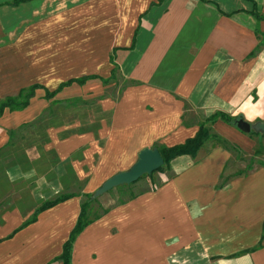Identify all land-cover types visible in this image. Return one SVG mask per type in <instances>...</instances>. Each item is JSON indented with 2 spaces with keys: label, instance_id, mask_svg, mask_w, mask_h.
Masks as SVG:
<instances>
[{
  "label": "crops",
  "instance_id": "1",
  "mask_svg": "<svg viewBox=\"0 0 264 264\" xmlns=\"http://www.w3.org/2000/svg\"><path fill=\"white\" fill-rule=\"evenodd\" d=\"M257 14H264V0H0V100L38 83L7 91L8 67L26 49L51 45L53 34L76 28L89 49L102 51L108 75L71 76L52 89L38 84L52 91L91 74L99 78L83 85L108 84L111 79L104 83L100 77L108 78L113 67L127 79L116 98L99 102L111 111L109 124L100 133L83 134L81 147L90 149L83 160L70 159L80 181L90 177L84 164L95 177H110L127 169L143 147L194 136L214 112L250 123L264 120V37L256 33L264 34V18ZM83 85L72 83L51 99L38 88L24 109H5L0 147L13 127L35 113L33 101L55 102ZM207 125L245 156L262 142L257 156L264 162L263 135L251 136L221 119ZM210 142L193 156L173 158L150 188L136 181L143 187L133 197L106 208L77 235L71 264H264V165L235 174L233 151ZM88 151L94 161L88 162ZM81 202L74 196L44 210L12 237L1 225L0 264H62L54 258Z\"/></svg>",
  "mask_w": 264,
  "mask_h": 264
},
{
  "label": "rangeland",
  "instance_id": "2",
  "mask_svg": "<svg viewBox=\"0 0 264 264\" xmlns=\"http://www.w3.org/2000/svg\"><path fill=\"white\" fill-rule=\"evenodd\" d=\"M74 30L76 28L66 34H53L51 45L40 43V48L26 49L25 57H21L20 61L13 60L15 63L8 67L10 80L5 83L7 91L14 92L21 86L35 82L52 89L61 80L85 73L107 76L109 69L101 61L102 51L89 49L88 43L82 40L83 35L75 34ZM68 37L72 38L73 43L67 42ZM127 84V79L118 70L108 84L93 80L83 86L71 87L59 96L58 101L32 102L30 110L35 113L29 120L13 127L9 131V140L0 147V226H8L12 231L30 216L37 205L60 193L79 192L77 198L81 202L85 200L83 191L90 187L92 198L88 212L93 216L129 200L143 187L133 182L93 196V192L109 176L95 177L89 166L84 164L82 168L86 170L85 173H90V177L80 181L70 161L83 160L84 152L90 149L88 145L81 147L84 144L83 134L100 133L109 124L111 111H105L100 106V100L105 96L116 98ZM4 121H7V116ZM210 144L213 146L215 142L211 139ZM232 151L235 174L262 162L254 151L251 157L239 150ZM67 156L69 160H66ZM93 156L91 151L87 152L88 162L94 161ZM163 169L165 167L143 176L140 182L145 181L143 188H150L155 183L157 173ZM57 185H60L59 188Z\"/></svg>",
  "mask_w": 264,
  "mask_h": 264
},
{
  "label": "trees",
  "instance_id": "3",
  "mask_svg": "<svg viewBox=\"0 0 264 264\" xmlns=\"http://www.w3.org/2000/svg\"><path fill=\"white\" fill-rule=\"evenodd\" d=\"M256 17L264 18L263 15L257 14ZM256 33L259 34V36L264 37L263 33H260L258 30H256ZM261 44H264V39H261ZM112 62V57H111ZM115 71L116 67H113L111 70V75L108 78H101L102 82L107 83L110 79L115 77ZM99 78L97 75L91 74V75H83L80 77L70 78L66 81L61 82L54 90L49 91L46 89L43 85H40L38 83L32 84L28 87L21 88L17 95L15 96H7L4 99L0 100V116L3 114L5 109H9L10 111L14 110H22L24 109L28 104L30 98L34 95L35 90L38 88H43L45 90V96L46 99H51L55 96L57 92H59L62 88L71 85L72 83H76L78 85H83L87 80ZM238 118H241V116H232L225 112L217 111L213 114L209 115L202 123H200L198 130L194 134V136L187 138L184 142L175 144L172 146H165L163 144L157 145V148L159 152L161 153L164 163L162 166H160L156 171L162 169V167H167L169 165V162L175 158L176 156L188 154V155H195V153L198 151V149L203 145V143L208 140L212 139L215 144L223 146L224 148L231 149L238 151V147L235 145H232L227 139L219 136L218 134L211 133L209 126L207 125L208 122L213 123L217 119H221L222 121L234 125ZM236 127V126H235ZM251 136L258 135L260 133L254 132L253 130L249 132ZM264 136V134H261ZM263 150V145H260L258 149L255 150L256 154H261ZM264 165V162L261 163ZM155 172V171H154ZM153 173V172H152ZM242 173V172H241ZM240 174V173H238ZM150 175V174H149ZM146 175V176H149ZM145 176V175H143ZM141 176L140 179L143 177ZM77 193L74 192H64L56 195L55 197L51 199H45L43 202H41L39 205H37L30 216L23 220L17 227H15L10 235L8 237H12L14 234L22 230L23 228L27 227L28 225L32 224L37 220V216L43 212L46 209H49L61 202H64L74 196H77ZM85 197V200L81 202L80 204V211L78 213V216L76 218L75 224L70 230L67 239L62 243V251L61 253L55 257L54 259H58L62 261V264H71V250L73 246V242L75 241L77 235L92 221L98 219L101 214L96 215H89V205H90V199L92 198V193L87 192L82 194ZM134 196V195H133ZM132 196V197H133Z\"/></svg>",
  "mask_w": 264,
  "mask_h": 264
},
{
  "label": "water",
  "instance_id": "4",
  "mask_svg": "<svg viewBox=\"0 0 264 264\" xmlns=\"http://www.w3.org/2000/svg\"><path fill=\"white\" fill-rule=\"evenodd\" d=\"M235 126L245 133H249L253 130L254 132L264 134V120L250 123L243 118H238L235 122ZM163 163V157L157 147H143L138 151L135 162L128 169L118 171L108 177L101 186L93 192V196L101 195L118 185L136 182L141 176L149 175L156 171Z\"/></svg>",
  "mask_w": 264,
  "mask_h": 264
}]
</instances>
